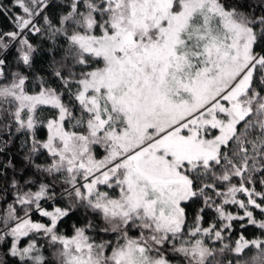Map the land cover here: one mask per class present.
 I'll use <instances>...</instances> for the list:
<instances>
[{"label":"snow or ice","instance_id":"6c2138e0","mask_svg":"<svg viewBox=\"0 0 264 264\" xmlns=\"http://www.w3.org/2000/svg\"><path fill=\"white\" fill-rule=\"evenodd\" d=\"M0 18V264H264V0Z\"/></svg>","mask_w":264,"mask_h":264},{"label":"trees","instance_id":"16d2710c","mask_svg":"<svg viewBox=\"0 0 264 264\" xmlns=\"http://www.w3.org/2000/svg\"><path fill=\"white\" fill-rule=\"evenodd\" d=\"M5 2H7V0H5ZM8 25L6 24L5 20L3 18H0V29H3L5 27H7ZM71 223V222H69ZM66 230L71 231L70 227L66 226Z\"/></svg>","mask_w":264,"mask_h":264}]
</instances>
